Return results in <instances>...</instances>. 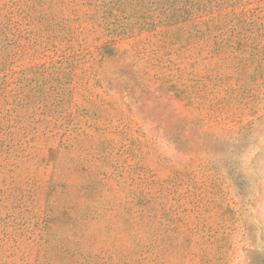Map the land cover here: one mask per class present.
Returning <instances> with one entry per match:
<instances>
[{
    "label": "rangeland",
    "instance_id": "374dc122",
    "mask_svg": "<svg viewBox=\"0 0 264 264\" xmlns=\"http://www.w3.org/2000/svg\"><path fill=\"white\" fill-rule=\"evenodd\" d=\"M0 264H264V0H0Z\"/></svg>",
    "mask_w": 264,
    "mask_h": 264
}]
</instances>
